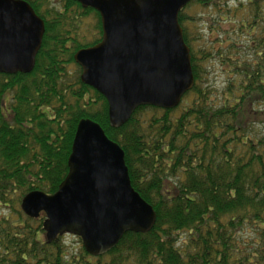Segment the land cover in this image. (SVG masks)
Listing matches in <instances>:
<instances>
[{"label": "trees", "instance_id": "trees-1", "mask_svg": "<svg viewBox=\"0 0 264 264\" xmlns=\"http://www.w3.org/2000/svg\"><path fill=\"white\" fill-rule=\"evenodd\" d=\"M22 1L45 32L30 71L0 73V264H264V0L189 2L215 11L207 47L185 25L188 4L178 13L193 87L177 107L139 106L117 128L103 95L69 67L99 41L98 12L76 0ZM89 15L99 37L83 44L75 33ZM213 61L219 87L208 80ZM82 118L122 148L131 185L156 213L148 232H126L100 256L82 244L69 253L63 237L48 242L44 216L20 209L28 192L58 188Z\"/></svg>", "mask_w": 264, "mask_h": 264}, {"label": "water", "instance_id": "water-1", "mask_svg": "<svg viewBox=\"0 0 264 264\" xmlns=\"http://www.w3.org/2000/svg\"><path fill=\"white\" fill-rule=\"evenodd\" d=\"M99 13L102 35L74 54L80 80L107 102L120 127L135 109L176 107L194 85L190 51L178 22L191 0H76ZM44 22L21 0H0V73L28 72L41 47ZM68 171L51 194L33 190L21 200L29 217L44 214L45 238L80 237L92 256L112 250L126 232L146 233L156 213L133 188L124 152L90 118L76 125Z\"/></svg>", "mask_w": 264, "mask_h": 264}, {"label": "rangeland", "instance_id": "rangeland-1", "mask_svg": "<svg viewBox=\"0 0 264 264\" xmlns=\"http://www.w3.org/2000/svg\"><path fill=\"white\" fill-rule=\"evenodd\" d=\"M34 2H37V0H31ZM46 3L47 0H41ZM245 0H227L225 1L226 4L230 5L235 2H239ZM61 3V0H48L49 6H59ZM209 12H211L209 14ZM214 10H209L206 8H203L202 6L198 4H188L187 8L185 9V16L188 18V20L185 22V25L190 30V32L193 35L200 36L198 45L201 47H207V42L210 40H213L214 35L216 34L214 31H210L208 24L210 21V16L214 15ZM210 15V16H208ZM96 21L94 20L93 16L89 15L86 17L78 26L77 34L78 38L83 39V44L89 43L95 38L99 37L97 35V30L95 29ZM209 74H208V80L209 83L212 84L215 87H219L223 81V75L220 73V66L216 61L209 62ZM76 63H72L69 65L70 69L73 71L75 69ZM6 210L3 208H0V216L5 214ZM63 237V243L65 245V248L69 253H75L78 248L81 246V243H79L78 237H75L70 234H65Z\"/></svg>", "mask_w": 264, "mask_h": 264}, {"label": "flooded vegetation", "instance_id": "flooded-vegetation-1", "mask_svg": "<svg viewBox=\"0 0 264 264\" xmlns=\"http://www.w3.org/2000/svg\"><path fill=\"white\" fill-rule=\"evenodd\" d=\"M26 2V1H25ZM27 3V2H26ZM30 5V4H29Z\"/></svg>", "mask_w": 264, "mask_h": 264}]
</instances>
